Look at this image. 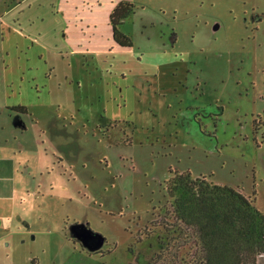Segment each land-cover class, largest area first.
<instances>
[{
  "label": "rangeland",
  "instance_id": "obj_1",
  "mask_svg": "<svg viewBox=\"0 0 264 264\" xmlns=\"http://www.w3.org/2000/svg\"><path fill=\"white\" fill-rule=\"evenodd\" d=\"M122 2L134 47L118 51ZM124 75L143 78L132 91ZM1 134L30 169L0 264H151L163 250L166 264L173 175L239 189L264 214V0H0Z\"/></svg>",
  "mask_w": 264,
  "mask_h": 264
},
{
  "label": "trees",
  "instance_id": "obj_2",
  "mask_svg": "<svg viewBox=\"0 0 264 264\" xmlns=\"http://www.w3.org/2000/svg\"><path fill=\"white\" fill-rule=\"evenodd\" d=\"M134 11L132 3L122 2L110 15L113 39L120 48L134 46L132 38L121 31ZM15 110L26 111L23 107ZM165 191L172 200V214L171 220L161 219L159 227L173 237L171 241L161 236L157 240L161 249L171 248L166 264H178L180 252L187 246L196 247L192 264H258L264 257V214L255 199L207 177L194 178L189 172L173 175L165 183ZM91 232L108 244L103 235ZM163 252L151 264L164 263Z\"/></svg>",
  "mask_w": 264,
  "mask_h": 264
},
{
  "label": "crops",
  "instance_id": "obj_3",
  "mask_svg": "<svg viewBox=\"0 0 264 264\" xmlns=\"http://www.w3.org/2000/svg\"><path fill=\"white\" fill-rule=\"evenodd\" d=\"M117 50L122 51L123 48L119 47ZM111 51H113V48L110 50V52ZM138 75H143V73L140 72L138 73ZM140 78H143V76H139V78H136L135 81L132 82V78H130L128 75L127 76L124 75L125 82H132V84H130V86H132V91L137 89V85L140 84V82L139 81L137 82V80ZM151 80L155 82L154 78H151ZM146 83H148V80H146ZM18 105H22V104H18ZM16 106H14V108ZM27 118L28 116H26L24 120ZM72 120H75V115H72ZM33 126H36V125L33 124ZM18 127H22L25 132L29 130V125L26 122H22V120L18 123ZM38 131H39L38 133L40 134V130ZM9 136L13 138V136L10 134L0 135V221H1V225L7 219L6 217H4V215H5V212L9 210V206L11 208L12 205L15 206L17 202L19 203L22 202V197H20L18 191H21L23 189V184L26 178V174H25L26 172H23V169H26L27 171L30 169L29 165L24 166L25 164L24 161L26 158V155H25L26 150L23 152L21 149H13V144L17 142L18 138L17 136H15L17 139L14 138V141H12V139H10ZM38 138L40 142L43 139L41 136H38ZM44 166L45 167H41V169L39 170L41 175L43 174L47 175L50 170L49 164L46 163V165ZM62 166H64V162L62 163Z\"/></svg>",
  "mask_w": 264,
  "mask_h": 264
},
{
  "label": "flooded vegetation",
  "instance_id": "obj_4",
  "mask_svg": "<svg viewBox=\"0 0 264 264\" xmlns=\"http://www.w3.org/2000/svg\"><path fill=\"white\" fill-rule=\"evenodd\" d=\"M134 13H135V11H134ZM132 15H133V14H132ZM132 15H131V16H132ZM133 47H134V46H133ZM126 49H129V48H126ZM131 49H132V48H131ZM254 124H255V121H254ZM73 225L77 226V223H76V224H73ZM86 227H87L90 231H92L88 223L86 224ZM93 232H94V231H93ZM108 244H109V243H108Z\"/></svg>",
  "mask_w": 264,
  "mask_h": 264
},
{
  "label": "water",
  "instance_id": "obj_5",
  "mask_svg": "<svg viewBox=\"0 0 264 264\" xmlns=\"http://www.w3.org/2000/svg\"><path fill=\"white\" fill-rule=\"evenodd\" d=\"M0 225H1V221H0Z\"/></svg>",
  "mask_w": 264,
  "mask_h": 264
}]
</instances>
